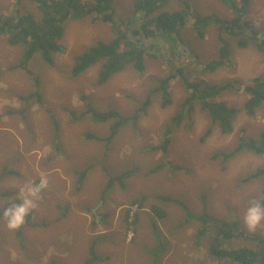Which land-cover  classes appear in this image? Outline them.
<instances>
[{
  "label": "rangeland",
  "instance_id": "1",
  "mask_svg": "<svg viewBox=\"0 0 264 264\" xmlns=\"http://www.w3.org/2000/svg\"><path fill=\"white\" fill-rule=\"evenodd\" d=\"M16 1L0 0V12L14 14ZM137 1L116 3L115 16L121 27L134 15ZM181 1L199 14L233 16L219 0H171L163 10H179ZM25 5L39 14L29 1ZM246 18L260 33L259 40L240 48L234 39L231 62L215 72L200 66L219 57L215 55L220 44L218 27H211L206 39L199 40L190 18L179 35L170 39L130 36L147 52L145 70L140 72L131 65L101 85L102 64L77 77L71 70L79 55L116 36L110 23L92 17L68 21L61 40L63 52L55 55L54 66L46 65L37 54L27 69L20 67L24 48L10 45L2 37L0 176L5 177L0 180V211L21 202L20 189L27 183H38L44 176L48 186L19 229L9 230L0 216V264H85L92 245L105 258L95 264H155L156 259L157 264H234L212 255L211 245L224 244L221 239L215 240L212 232L202 236V222L186 223L188 215L181 204L161 197L178 200L195 216L207 209L218 219L239 221L248 234L264 236V224L249 232L243 222L249 201L259 199L264 188V179L244 180L264 167V155L245 150L226 163L217 155L238 146L241 130L256 138L264 132V107L251 117L244 109L245 87L264 74V51L259 49L264 39V0H251ZM145 19L140 16L135 27ZM170 74L178 75L170 85L171 104L163 107L162 95L153 94L137 123L122 127L107 144L113 121L96 122L87 114L89 108L132 116ZM184 78L230 84L233 89L219 99L240 111L234 132L225 135L217 126L212 129L210 117L196 104L193 121H184L174 130L168 149L171 164L166 165L163 150L152 148L160 146L165 127L188 94ZM86 168L90 169L78 192V173ZM128 171L131 175L124 186L116 182L105 192L109 177ZM143 196V208L131 205L133 199ZM152 206L163 209L165 217L156 215ZM252 243L239 237L233 245Z\"/></svg>",
  "mask_w": 264,
  "mask_h": 264
},
{
  "label": "trees",
  "instance_id": "2",
  "mask_svg": "<svg viewBox=\"0 0 264 264\" xmlns=\"http://www.w3.org/2000/svg\"><path fill=\"white\" fill-rule=\"evenodd\" d=\"M26 1L34 5L39 14H35L26 7ZM119 0H17L14 14L5 15L0 12V39L7 37L10 45L21 46L24 48L22 60L18 65L24 69L29 67L36 55L48 66H54L55 55L63 52L61 40L65 35V26L68 21L92 17L94 20L110 23L116 30V36L108 42L100 41L87 51L76 58L72 67V75L80 76L89 68L102 64L98 74V83H106L112 76L120 73L129 66H133L138 71L145 70V60L147 52L144 48L136 44L130 36H138L140 39H148L154 36L164 35L173 38L172 35H179V32L186 27L189 19L193 18L192 28L199 40H205L211 27H218L219 46L215 55L208 62L200 66L201 70L206 72H215L223 67L226 62H231L233 53L234 39L240 48H246L250 40H259L260 33L254 25L246 18L251 0H219L226 5L233 13L231 18L220 17L213 14H199L187 1H181V8L174 11H165V8L171 0H138L134 7V15L124 22L121 27L116 20V3ZM140 16L146 18L139 27H135ZM147 20H149L147 22ZM129 32V34H128ZM259 49L264 51V39L259 44ZM211 55V53H210ZM178 77L177 74H170L161 79L152 94L146 97L141 108L135 111L132 116L124 117L115 111L98 112L89 108L87 114L92 116L93 120L100 123L113 121L110 127V135L105 140L110 144L118 135L120 129L130 122L137 123L139 117L146 111L152 101L155 93H160L163 99V107L171 104L170 85ZM188 94L181 103L179 110L172 117L170 123L165 127L162 133V142L159 147L152 150H163L165 156L164 163L170 165L168 158V149L172 144L174 130L184 123V121H193L196 104H200L206 111L212 123V129L217 126L222 134L228 135L234 132V122L239 114V109L230 106L227 102L220 100V96L233 88L230 84H212L211 82H190L183 79ZM237 84L234 83V85ZM248 98L244 109L248 116H254L258 110L264 107V74L253 79L252 83L245 87ZM37 98L41 95L37 92ZM211 133L209 130L206 134ZM205 136V137H206ZM91 137V136H89ZM205 140V139H204ZM238 146L233 150H225L217 155L223 159V163L231 160L235 153L249 150L258 155H264V132L259 138L248 136L244 131L238 138ZM217 156H214L216 158ZM90 168L84 169L78 173L77 191L83 186ZM8 175H11L9 173ZM131 173L109 177L106 190L119 182L124 186V181L130 177ZM5 175L0 176V180ZM264 179V167L259 168L255 173L250 174L244 182H251ZM10 195L11 193H5ZM259 200H264V188ZM165 201H175L184 208L188 217L186 223L193 220L202 222L204 225L200 230L202 236H208L210 232L214 233L215 240L221 239L224 244H212L210 251L212 255L219 258H228L234 264H264V236L248 234L240 227V222L235 220L225 221L211 215L207 209L195 216L188 206L169 197H161ZM146 196L141 199L136 198L131 202L132 206L143 208ZM153 211L161 219L166 215L163 209L152 206ZM138 213H135L137 218ZM237 221V222H236ZM137 220L133 221L136 224ZM158 232V231H156ZM238 234V235H237ZM21 235L18 231V237ZM251 240L252 244L233 245L236 240ZM242 249V250H241ZM105 258L98 255L95 245H92L89 251V257L85 264H95L104 261ZM245 261V262H244ZM157 264V259L155 261Z\"/></svg>",
  "mask_w": 264,
  "mask_h": 264
},
{
  "label": "clouds",
  "instance_id": "3",
  "mask_svg": "<svg viewBox=\"0 0 264 264\" xmlns=\"http://www.w3.org/2000/svg\"><path fill=\"white\" fill-rule=\"evenodd\" d=\"M48 180L42 176L38 183L29 182L20 189L22 200L20 203L8 204L0 211L9 230L19 229L25 222V218L35 207V201L42 190L47 188ZM245 227L249 232H254L264 224V200L253 199L249 201L243 217Z\"/></svg>",
  "mask_w": 264,
  "mask_h": 264
},
{
  "label": "bare ground",
  "instance_id": "4",
  "mask_svg": "<svg viewBox=\"0 0 264 264\" xmlns=\"http://www.w3.org/2000/svg\"><path fill=\"white\" fill-rule=\"evenodd\" d=\"M216 193V192H215ZM237 222V221H236ZM238 235V234H237ZM242 250V249H241ZM245 262V261H244Z\"/></svg>",
  "mask_w": 264,
  "mask_h": 264
},
{
  "label": "water",
  "instance_id": "5",
  "mask_svg": "<svg viewBox=\"0 0 264 264\" xmlns=\"http://www.w3.org/2000/svg\"><path fill=\"white\" fill-rule=\"evenodd\" d=\"M95 212V211H94ZM98 217V216H97Z\"/></svg>",
  "mask_w": 264,
  "mask_h": 264
}]
</instances>
